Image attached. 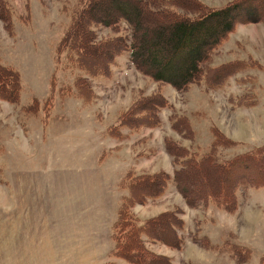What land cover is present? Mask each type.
<instances>
[{"label": "rangeland", "instance_id": "1", "mask_svg": "<svg viewBox=\"0 0 264 264\" xmlns=\"http://www.w3.org/2000/svg\"><path fill=\"white\" fill-rule=\"evenodd\" d=\"M100 1L104 8L94 10V18L103 17L98 12L102 9L119 15L132 8L131 0H92ZM186 1L222 7L230 0ZM75 2L8 0L6 23L11 26L0 18V60L17 69L21 80L20 103L0 97V264H134L113 254L110 229L120 197L126 193L120 181H127V171L172 174L166 136L185 148L205 151L215 131L222 133L235 143L215 147L214 156L220 160L264 144V22H236L228 38L198 62L197 76L176 89L135 67L125 22L94 27L96 41H108L115 48L113 39L120 34L118 43L125 46L115 52L109 76L92 78L73 62L64 61L56 46L72 23ZM155 18L145 17L139 27L142 43L148 41L140 55L147 67L155 65L151 60L162 62L165 57L161 50L156 54L158 44L166 48L155 40L156 35L168 38L169 34L166 28L160 33L158 27L168 21ZM88 54L105 56L96 48ZM85 61L92 68L94 59L85 56ZM234 61H239L241 71L229 74L220 87L207 83V74L216 81ZM169 64L178 71L174 60ZM85 75L88 96L81 95L75 84L77 77ZM156 90L167 99L157 111L159 125L137 131L123 128L120 136L111 135L125 111ZM35 100L33 112L23 109ZM181 116L192 129L188 136L172 128L171 122ZM243 162L247 163L231 162L226 173H211L210 184L203 173L200 181L194 174L190 184L195 192L214 188L221 179L226 183L242 173ZM175 187L171 181L157 200L132 208L140 218L170 210L161 218L183 219L177 229L182 236L180 249L146 243L150 250L169 255L172 264H260L264 185L242 189L230 211L213 204L193 207ZM232 243L241 245V256L231 253Z\"/></svg>", "mask_w": 264, "mask_h": 264}, {"label": "trees", "instance_id": "2", "mask_svg": "<svg viewBox=\"0 0 264 264\" xmlns=\"http://www.w3.org/2000/svg\"><path fill=\"white\" fill-rule=\"evenodd\" d=\"M128 2H130L132 8H129L130 10L128 8L127 10L123 9L126 11L121 9L124 12L123 14H112L102 9L98 12L103 17L94 18V10L100 7L104 8V1L94 3L92 0H76L72 8V23L59 40L56 51L64 55V61L67 63L73 62L80 69L88 72L87 76L92 78L97 75L109 76V65L115 52L120 51L125 46L118 43V39L121 37L120 34H118L119 37L113 39H116L114 42L116 44L115 48H112L108 41L104 42L101 39L96 41L94 39V27L96 25L113 26L119 22H125L131 33L130 47L126 46V48L130 51V58L135 67L155 81L167 82L172 87L180 89L191 80V77L197 76L198 62L205 57L206 53L221 45L228 38V33L234 29L236 22H264V0H230L222 7H211L204 3L187 2L186 0H131ZM164 2L171 3V5ZM7 4L8 0H0V18L5 22L6 27H9L11 24L6 23L9 17ZM188 11H191L192 14H186ZM148 16L155 20V17H159L168 21V23H165L166 25L158 27H160V33L165 28L169 33L168 38L167 36L160 37V35H156L155 40L166 46L163 50L164 48L158 44L159 50L156 51V54H160L161 50L165 57L163 56L162 62H154L155 59L154 61L151 60L155 65L150 67L144 65L146 63H144L143 58H140L142 49L148 46V41L145 40L142 43L139 36V27L144 18ZM111 17L112 19H110ZM213 20L216 21L211 22ZM201 30H204V34ZM159 31L158 34H160ZM94 48L104 51V58H95L88 54ZM169 55H171L170 59L165 64L166 56ZM85 56L94 59L93 65L91 64L92 68L89 67V63H86ZM173 60L178 71L170 67L169 63ZM231 63V61L224 62L222 66ZM238 63L239 61H234L228 73L221 78H217L216 81L210 80L207 74L206 80L209 78L207 83L220 87L229 74L240 69ZM79 77L75 80L78 92L83 96H88V91L84 90L87 87L86 75ZM51 84H53V81H51ZM20 92L21 80L17 69L3 64L0 60V97L18 104L20 103ZM47 102V99H45L44 103ZM36 103L35 100L34 104L25 105L23 109L33 112ZM166 103L167 99L159 90L143 96L135 101L131 106L132 108L130 107L131 109L129 108L120 117L118 126L111 131V135L120 136L123 128L137 131L141 127L158 126L160 121L157 118V111L159 107L164 106ZM184 118L185 116L175 118L171 124L172 128L181 136H188L191 134L192 129ZM218 133L215 131V138L205 151L185 148L178 140L166 136L164 147L174 165L172 175L164 170L141 173L127 171V181H120V187L126 193L121 196L115 218L110 226L111 237L113 236L115 241L114 255L134 264H172L169 255L150 250L146 243L164 244L180 249L182 236L177 232V229L182 227L183 219L170 222L166 218H161L169 214L170 210L147 218H140L132 210L135 204H144L161 196L165 192L168 182L172 181L175 184L176 190L185 196V200L189 205L206 207L213 204L225 211H230V209L236 207L238 204L237 193L242 189L264 185V144L254 146L230 159L220 160L214 156L215 147L233 144L234 141L222 133ZM241 160L247 161V163L243 162L242 173L238 174L237 177L228 178L226 183L225 179H221L214 188L210 186V188H203L200 192H195L193 185L190 184L194 174L197 175L200 181L199 174L201 173H203L204 180L210 184L208 177L211 176V173H226L229 171L228 165L231 162H240ZM204 238L208 239L206 236ZM241 248L239 244H230L232 254L241 256ZM260 264H264V255L260 259Z\"/></svg>", "mask_w": 264, "mask_h": 264}]
</instances>
